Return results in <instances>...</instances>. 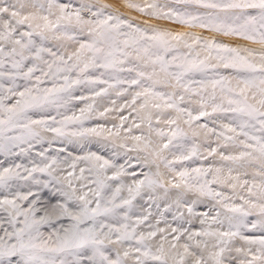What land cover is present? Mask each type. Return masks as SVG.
I'll list each match as a JSON object with an SVG mask.
<instances>
[{"label": "snow or ice", "instance_id": "snow-or-ice-1", "mask_svg": "<svg viewBox=\"0 0 264 264\" xmlns=\"http://www.w3.org/2000/svg\"><path fill=\"white\" fill-rule=\"evenodd\" d=\"M0 154V264H264V0H0Z\"/></svg>", "mask_w": 264, "mask_h": 264}, {"label": "bare ground", "instance_id": "bare-ground-1", "mask_svg": "<svg viewBox=\"0 0 264 264\" xmlns=\"http://www.w3.org/2000/svg\"><path fill=\"white\" fill-rule=\"evenodd\" d=\"M160 2H163V0H160ZM136 14H138V13H136ZM158 23H160L162 25L169 26V27L179 28L178 25H171L170 22H167V21H159ZM197 31H199V30H197ZM78 94H80L79 90H78ZM84 94H87V90L86 89L84 90ZM112 98H115V96L113 95ZM129 99H130V97H129ZM122 102H123V100H119L118 104L122 103ZM124 114L125 115L127 114V110L125 111ZM116 115L117 114L115 112L109 113L106 119H101L98 122L99 123H107V126L111 127L112 123H119L118 119H115ZM95 123H97V121H93L92 122V124H95ZM134 132H135V134H139L138 130H134ZM48 135L50 136V134H48ZM129 143H131V142H129ZM37 144L40 145L41 147H45V148H46V146H57L58 149L56 150V153L60 152L59 150L63 149V146H67L68 152L71 155H74V156H77V155L82 156L85 153H87L88 151L99 152V154H101V155H103V153L109 155L114 150V146L111 144V142L107 141V140H104L102 137H95V138H92L90 142L81 141L80 143H77V144H65V143H63V142H61L59 140L53 141L51 143V145H49L47 142H45L43 144H39V143H37ZM101 145H104V147H101ZM123 156H124L123 155V150H121V157H123ZM119 161H122V159L117 160V163H119ZM81 165L79 167H82ZM78 168H77V171H78ZM137 170H139V169H137ZM174 211H175V209H173L171 212L166 213V219L168 220L169 223H173V221H172V213ZM181 211H185V214H186V210L185 209L182 208ZM196 211L197 212L207 211V207L204 206V205H198L197 208H196ZM154 212H156V211H154ZM164 226H165L164 224H161V227H164ZM194 226H195V228H199L200 227L198 221H196L194 223Z\"/></svg>", "mask_w": 264, "mask_h": 264}, {"label": "rangeland", "instance_id": "rangeland-1", "mask_svg": "<svg viewBox=\"0 0 264 264\" xmlns=\"http://www.w3.org/2000/svg\"><path fill=\"white\" fill-rule=\"evenodd\" d=\"M111 0H100L101 3H107V2H110ZM133 16H139L138 14L136 13H132ZM58 149L57 146H46L45 147H41L40 145L38 144H35L34 147L31 149V156L35 157L36 156V153L42 151V150H47V154L49 156H55L57 155L56 153V150ZM63 149H65V151H60L59 152V159L60 160H64L65 158H68V163L67 164H63L62 167L67 171V170H70L69 169V165L72 163V159L75 158V157H78L79 155L77 156H74V155H71L69 156V152L67 150V146H63ZM81 149V148H80ZM18 151V150H17ZM104 156H110L111 154L107 155V154H104ZM39 159V158H37ZM122 159V161H119V163H123L124 162V156L123 157H118L117 160H120ZM12 162H15V163H25V164H28V159L25 158V157H16V156H12V155H9V156H5L3 154H0V167L2 166H7L8 163H12ZM80 165H78L79 167ZM83 166V165H81ZM139 171V170H137ZM37 176H40V174H37ZM41 179H46V177H43V176H40ZM51 193L48 189H44L41 191V195L43 197H47L49 196ZM156 211V209L154 208L153 209V212ZM173 226H175V224H173Z\"/></svg>", "mask_w": 264, "mask_h": 264}]
</instances>
